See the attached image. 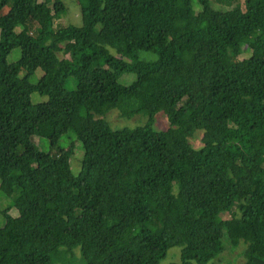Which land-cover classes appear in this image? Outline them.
<instances>
[{"label": "trees", "instance_id": "trees-1", "mask_svg": "<svg viewBox=\"0 0 264 264\" xmlns=\"http://www.w3.org/2000/svg\"><path fill=\"white\" fill-rule=\"evenodd\" d=\"M192 1L78 0L81 24L55 27L60 0H0V264H52L77 245L85 264H162L172 247L167 264H210L231 214L252 234L243 264H264V0H197L198 13ZM242 44L250 55L229 59ZM113 108L146 122L114 130ZM68 130L84 150L77 175L73 147L33 141L53 147Z\"/></svg>", "mask_w": 264, "mask_h": 264}, {"label": "rangeland", "instance_id": "rangeland-1", "mask_svg": "<svg viewBox=\"0 0 264 264\" xmlns=\"http://www.w3.org/2000/svg\"><path fill=\"white\" fill-rule=\"evenodd\" d=\"M32 5H35L37 1L40 0H28ZM48 5L52 6L55 0H47ZM65 6V11L54 20V26L61 25H77L81 24L80 16V6L78 0H60ZM211 5L216 9H226L231 8L236 4L241 5L243 8L245 0H225L219 2V0H209ZM192 9L194 13H198L201 10V6L197 0L192 1ZM60 57H64L68 62L72 61V56L70 51L59 52ZM250 55V49L246 44H242L239 47L233 49L232 53L229 55V59H243ZM20 56V48L16 47L7 56V61L9 63L15 62ZM156 54L151 51L140 50L137 53V58L141 60H153L156 59ZM42 72L37 70L35 75L32 78V82H35ZM135 79L134 73H124L120 78L119 82L123 85L130 84ZM73 86L69 84L68 87ZM31 102L33 104H38L45 102L47 97L45 95H40L37 92H33L30 95ZM103 118L108 122L110 127L114 130L122 128H133L135 126L143 125L146 122L147 116L143 113L136 114L131 117H121L118 110L113 108L109 110ZM168 125L166 115L163 111L158 112L154 116L153 128L155 130H163ZM202 131L196 130V133L193 137L189 138L191 145L194 148L201 147V138ZM33 141L36 147L41 151H49L53 154L66 150L69 147H73V154L70 157V167L73 174L77 175L80 171L81 161L83 158L84 150L81 142L76 138L72 130H68L63 134L57 143L51 147L50 142L40 136H33ZM22 148H16L11 151L13 155H17L21 152ZM10 202V199L7 197H0V206H5ZM12 215H16V210L14 208L10 209ZM222 218L227 223L228 235L230 241L228 242L227 238H224V250L210 263V264H243L245 261L244 253L249 251L252 246V234L249 228V225L240 226L234 220V214L223 215ZM169 262H179V248L172 247L169 249L167 256L161 261L162 264H167ZM85 258L82 255L81 248L79 245L66 248L60 247L58 250V256L53 259L52 264H85Z\"/></svg>", "mask_w": 264, "mask_h": 264}]
</instances>
